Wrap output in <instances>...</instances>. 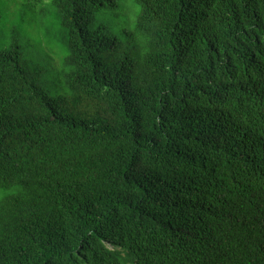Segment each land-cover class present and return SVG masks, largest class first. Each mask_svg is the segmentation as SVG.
<instances>
[{
	"label": "trees",
	"instance_id": "trees-1",
	"mask_svg": "<svg viewBox=\"0 0 264 264\" xmlns=\"http://www.w3.org/2000/svg\"><path fill=\"white\" fill-rule=\"evenodd\" d=\"M47 4L64 93L0 51V264H264V0Z\"/></svg>",
	"mask_w": 264,
	"mask_h": 264
},
{
	"label": "rangeland",
	"instance_id": "rangeland-1",
	"mask_svg": "<svg viewBox=\"0 0 264 264\" xmlns=\"http://www.w3.org/2000/svg\"><path fill=\"white\" fill-rule=\"evenodd\" d=\"M47 1L36 11L26 12L25 0H0V51L11 49V36L15 29L23 30L22 34H26L21 49L23 59L29 63H48L51 71L43 76V84L52 96L58 98L65 90L60 72H57L62 65L60 57L64 47L55 11ZM46 51L54 57L51 59Z\"/></svg>",
	"mask_w": 264,
	"mask_h": 264
}]
</instances>
